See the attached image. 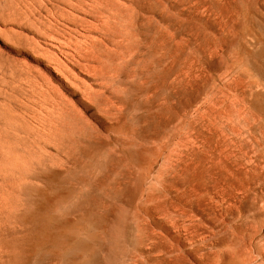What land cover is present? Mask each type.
Masks as SVG:
<instances>
[{
  "label": "rangeland",
  "instance_id": "1",
  "mask_svg": "<svg viewBox=\"0 0 264 264\" xmlns=\"http://www.w3.org/2000/svg\"><path fill=\"white\" fill-rule=\"evenodd\" d=\"M76 4L0 0V264H264V0H139L186 51L121 119Z\"/></svg>",
  "mask_w": 264,
  "mask_h": 264
},
{
  "label": "bare ground",
  "instance_id": "2",
  "mask_svg": "<svg viewBox=\"0 0 264 264\" xmlns=\"http://www.w3.org/2000/svg\"><path fill=\"white\" fill-rule=\"evenodd\" d=\"M92 1V14L82 10L81 4L72 8L91 15L96 23L87 24L77 18L69 22L87 32L102 35V40L88 36L85 48L76 46L74 49L76 63L91 67L100 84L105 82L103 90L94 92V101L106 116L116 115L114 117L121 119L128 107L122 97L128 91L125 86L140 84L147 92L157 95L156 114L167 116L170 113L171 84L163 85L162 81L155 79L163 80L173 75L174 64L186 50L175 42L168 29L160 31L149 25L142 15L143 6L139 0H125L124 6L111 0ZM147 6L152 7L151 4ZM106 40H110L112 49L100 45ZM150 80L156 81L154 88L148 86Z\"/></svg>",
  "mask_w": 264,
  "mask_h": 264
}]
</instances>
